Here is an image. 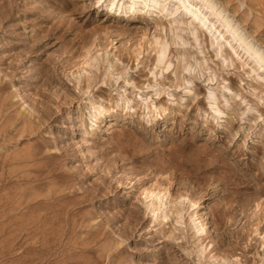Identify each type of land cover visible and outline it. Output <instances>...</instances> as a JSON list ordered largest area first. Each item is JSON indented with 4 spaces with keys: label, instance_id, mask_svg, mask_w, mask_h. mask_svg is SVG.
<instances>
[{
    "label": "rangeland",
    "instance_id": "obj_1",
    "mask_svg": "<svg viewBox=\"0 0 264 264\" xmlns=\"http://www.w3.org/2000/svg\"><path fill=\"white\" fill-rule=\"evenodd\" d=\"M0 264H264V0H0Z\"/></svg>",
    "mask_w": 264,
    "mask_h": 264
},
{
    "label": "bare ground",
    "instance_id": "obj_2",
    "mask_svg": "<svg viewBox=\"0 0 264 264\" xmlns=\"http://www.w3.org/2000/svg\"><path fill=\"white\" fill-rule=\"evenodd\" d=\"M180 1V0H179ZM200 1H203V0H200ZM198 4V3H197ZM211 4V3H210ZM165 6V5H164ZM164 6L162 7V8H164ZM192 6H193V8H192ZM214 6V5H213ZM121 7V6H120ZM126 7H127V9H131L132 7H133V4L131 3V4H127L126 5ZM212 8V7H211ZM210 8V9H211ZM177 9H178V6H172V8H171V12H173V13H175L176 11H177ZM186 9L187 10H189V11H191L192 12V14H195V15H197V12H199V9H200V7H198L197 5H192V4H190V5H188V6H186ZM222 9H224V8H222ZM209 10V9H208ZM223 11V10H222ZM218 12V11H217ZM219 12H221V11H219ZM216 15V14H215ZM218 15V14H217ZM220 15V14H219ZM198 16V15H197ZM204 17V16H203ZM218 17V16H217ZM224 21V20H223ZM226 21V20H225ZM228 22H229V20H227ZM224 23V22H223ZM227 24V23H226ZM213 25V24H212ZM228 26V25H227ZM227 26H225V27H227ZM232 27V26H231ZM224 28V27H223ZM233 33H235V32H233ZM252 52V51H251ZM257 54V53H256ZM260 54V53H259ZM262 54V53H261ZM258 56V55H257ZM263 59V58H262Z\"/></svg>",
    "mask_w": 264,
    "mask_h": 264
}]
</instances>
